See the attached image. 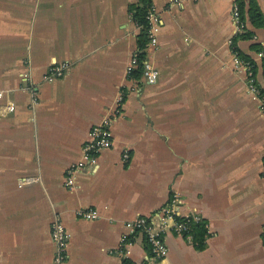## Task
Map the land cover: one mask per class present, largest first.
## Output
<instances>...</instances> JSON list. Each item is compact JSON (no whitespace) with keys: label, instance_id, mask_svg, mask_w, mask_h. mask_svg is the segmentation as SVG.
I'll use <instances>...</instances> for the list:
<instances>
[{"label":"crops","instance_id":"1","mask_svg":"<svg viewBox=\"0 0 264 264\" xmlns=\"http://www.w3.org/2000/svg\"><path fill=\"white\" fill-rule=\"evenodd\" d=\"M136 2L0 0V264H53L56 217L69 234L66 264H264V115L233 63L235 2L151 0L154 84L126 74ZM245 26L253 36L237 46L264 89V27ZM121 93L112 145L67 188L91 127ZM173 196L181 216L206 221L202 250L170 230L163 259L141 232L123 242L126 221ZM80 208L98 217L81 219Z\"/></svg>","mask_w":264,"mask_h":264},{"label":"built area","instance_id":"2","mask_svg":"<svg viewBox=\"0 0 264 264\" xmlns=\"http://www.w3.org/2000/svg\"><path fill=\"white\" fill-rule=\"evenodd\" d=\"M233 35L236 36L244 31L245 24L240 19L239 10L236 3L233 4L231 12ZM147 20L149 24V45H156V37L154 28L158 24V17L156 16L152 6L149 7L147 12ZM232 41V40H231ZM137 50L131 57L127 67L126 74L131 75L137 69H141L140 77L146 84H154L158 78V69L152 64V62L145 55L143 59L139 60ZM234 66L243 71L246 80L247 91L253 96L258 97L260 103V109L264 115V97L260 96V86L257 83L256 75L253 74V64L250 60L240 59L233 52ZM63 68L61 66L51 67L50 75L60 76ZM3 91L0 90V98L3 97ZM124 100V95L121 93L116 101L115 108L110 114L103 117V119L93 125L89 131L88 139L85 141L81 148L80 159L73 163L68 171L66 177V186L71 189L74 185L75 174L79 171L85 170L88 167H94L97 163L98 154L108 149L112 145L111 135V122L113 116L121 113V105ZM6 112L14 110V105L11 101H8L4 105ZM129 159L128 151H123V161ZM264 165V159H263ZM264 176V171H263ZM179 206L177 197L173 196L169 202L164 205L156 214L152 216H139L133 220L126 221L124 227L126 233L122 235L123 242L127 241L128 236L136 232H141L145 236L146 242L149 246L150 253L154 259H163L166 257L168 249L166 246L164 235L167 231H172L175 234L186 237L191 241L192 236L188 233L187 221L189 219L193 221H200L202 218L199 215L181 216L179 213ZM76 216L81 219H96L98 217L97 212L92 208H80L76 210ZM181 218L183 220L177 219ZM51 237L54 243V257L53 264H66L67 261V245L69 234L67 233L63 223L56 217L51 225Z\"/></svg>","mask_w":264,"mask_h":264},{"label":"trees","instance_id":"3","mask_svg":"<svg viewBox=\"0 0 264 264\" xmlns=\"http://www.w3.org/2000/svg\"><path fill=\"white\" fill-rule=\"evenodd\" d=\"M234 2L238 7L240 19L243 22V24H245L246 21H248L253 28L264 27V16L260 11L256 0H249V4L247 8H245L244 0H234ZM151 5H152L151 0H137L136 3L129 6V13L131 20L139 28V32L136 36V47L137 50L140 51L138 53L139 60L144 58L145 49L149 41V24L147 20V12ZM252 36H253V32L251 30H248L247 27L245 26L244 31L242 33L233 37L230 46L232 52H234L240 59L250 60L252 62L253 74L256 75L257 73L256 64L248 56L244 55L237 46V42L239 40L250 39ZM252 48L258 51L260 50V45L253 44ZM262 67H263V78H264V59L262 60ZM140 75H141L140 68H137L132 74L134 79H139ZM260 96L264 97V89L262 88H260ZM177 219L183 220L181 218H177ZM187 225H188V233H190V235L192 236L191 243L193 244L195 249L202 250L205 247L207 237L209 236V231L207 229L206 221L204 219L200 221H193L189 219L187 221ZM123 263L130 264L127 260H124Z\"/></svg>","mask_w":264,"mask_h":264}]
</instances>
